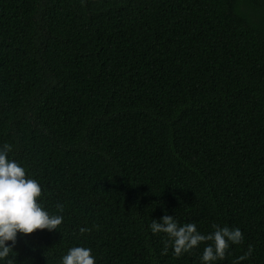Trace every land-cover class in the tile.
<instances>
[{
  "label": "trees",
  "instance_id": "16d2710c",
  "mask_svg": "<svg viewBox=\"0 0 264 264\" xmlns=\"http://www.w3.org/2000/svg\"><path fill=\"white\" fill-rule=\"evenodd\" d=\"M5 143L65 218L15 264H200L151 232L165 213L264 264V0H0Z\"/></svg>",
  "mask_w": 264,
  "mask_h": 264
},
{
  "label": "clouds",
  "instance_id": "9594fccd",
  "mask_svg": "<svg viewBox=\"0 0 264 264\" xmlns=\"http://www.w3.org/2000/svg\"><path fill=\"white\" fill-rule=\"evenodd\" d=\"M12 146L5 143L0 146V264H15L10 258L18 243V237H27L37 230L59 231L64 222V206L57 204L56 212H50L44 204L42 188L37 179L27 174V170L10 159ZM98 227V226H97ZM151 232L163 233L166 237L165 251L171 245L177 258L192 252L204 244L200 264H217L230 255V248L240 245L244 235L239 228L212 225L213 231L201 233L194 222L181 224L173 215L165 213L152 219ZM87 227L79 228L83 236L90 232ZM11 242V243H9ZM253 248L233 260V264H242L252 255ZM96 256L91 247L84 245L69 247L58 259V264H96Z\"/></svg>",
  "mask_w": 264,
  "mask_h": 264
}]
</instances>
